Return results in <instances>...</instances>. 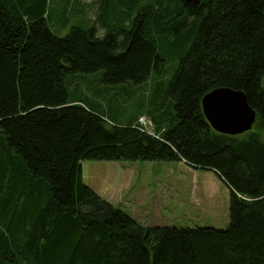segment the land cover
Listing matches in <instances>:
<instances>
[{"label":"trees","instance_id":"trees-1","mask_svg":"<svg viewBox=\"0 0 264 264\" xmlns=\"http://www.w3.org/2000/svg\"><path fill=\"white\" fill-rule=\"evenodd\" d=\"M47 4L0 0V264H264V0H101L103 34L65 36ZM185 34L166 88L126 124L102 91L88 96L98 74L117 104L116 86L159 74ZM218 87L245 93L250 131L209 126L201 99ZM84 160L213 171L231 192L228 226L142 227L84 184Z\"/></svg>","mask_w":264,"mask_h":264},{"label":"rangeland","instance_id":"rangeland-1","mask_svg":"<svg viewBox=\"0 0 264 264\" xmlns=\"http://www.w3.org/2000/svg\"><path fill=\"white\" fill-rule=\"evenodd\" d=\"M101 0H48L49 28L58 36H65L71 26L94 27L103 34L99 23L94 22ZM71 13L63 19L64 8ZM185 34L170 49L164 70L153 71L147 82L116 86L121 96L113 102L115 90L98 84L97 75H90L91 96L102 91L104 108H112L115 121L126 124L139 111L141 103L155 100L166 88L178 64L179 55L186 45ZM156 80L155 83H152ZM80 86L88 89L84 80ZM130 92L131 102L123 100ZM92 93V94H91ZM116 100V99H115ZM139 123L149 133L152 125L146 115ZM83 182L100 197L135 220L145 228H215L226 229L229 223L230 189L210 170L194 169L178 161H93L81 162Z\"/></svg>","mask_w":264,"mask_h":264},{"label":"water","instance_id":"water-1","mask_svg":"<svg viewBox=\"0 0 264 264\" xmlns=\"http://www.w3.org/2000/svg\"><path fill=\"white\" fill-rule=\"evenodd\" d=\"M203 115L217 133L239 136L250 131L256 121V112L241 90L218 87L201 99Z\"/></svg>","mask_w":264,"mask_h":264},{"label":"built area","instance_id":"built-area-1","mask_svg":"<svg viewBox=\"0 0 264 264\" xmlns=\"http://www.w3.org/2000/svg\"><path fill=\"white\" fill-rule=\"evenodd\" d=\"M150 134H152V133L150 132Z\"/></svg>","mask_w":264,"mask_h":264}]
</instances>
